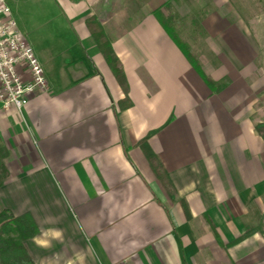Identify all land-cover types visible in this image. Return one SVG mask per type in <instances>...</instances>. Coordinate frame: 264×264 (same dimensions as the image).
Wrapping results in <instances>:
<instances>
[{
    "label": "crops",
    "instance_id": "obj_1",
    "mask_svg": "<svg viewBox=\"0 0 264 264\" xmlns=\"http://www.w3.org/2000/svg\"><path fill=\"white\" fill-rule=\"evenodd\" d=\"M122 1H8L46 88L0 108V205L34 264H264V0Z\"/></svg>",
    "mask_w": 264,
    "mask_h": 264
},
{
    "label": "trees",
    "instance_id": "obj_2",
    "mask_svg": "<svg viewBox=\"0 0 264 264\" xmlns=\"http://www.w3.org/2000/svg\"><path fill=\"white\" fill-rule=\"evenodd\" d=\"M154 16L168 33V35L172 38V40L176 43V45L182 51V53L184 54L188 62L192 65V67L196 70V72L209 86H212V81L204 75L196 56L170 27V20L165 17L159 9L154 11ZM89 23L91 24L92 21H90ZM92 34L97 42L99 51L104 57L119 86L123 90H125L126 86L123 73L121 71L117 58L111 51L107 39H105L100 29L93 31ZM255 128L257 132L264 138V123L257 124ZM6 156L7 151L0 142V184L7 177V169L4 163V158ZM147 156L152 160L151 165L155 175L168 189L169 183L164 176L162 167L158 162L154 160L151 154H148ZM253 230L254 229L246 231L243 236L236 239L233 243L251 234ZM36 232L37 228L29 214L25 213L15 216L8 209L3 208L0 205V264H34L31 256L29 255L27 249L23 244V241L27 238L32 237Z\"/></svg>",
    "mask_w": 264,
    "mask_h": 264
},
{
    "label": "built area",
    "instance_id": "obj_3",
    "mask_svg": "<svg viewBox=\"0 0 264 264\" xmlns=\"http://www.w3.org/2000/svg\"><path fill=\"white\" fill-rule=\"evenodd\" d=\"M0 0V108L20 110L27 95L46 88L42 67Z\"/></svg>",
    "mask_w": 264,
    "mask_h": 264
},
{
    "label": "rangeland",
    "instance_id": "obj_4",
    "mask_svg": "<svg viewBox=\"0 0 264 264\" xmlns=\"http://www.w3.org/2000/svg\"><path fill=\"white\" fill-rule=\"evenodd\" d=\"M121 2H123L122 0H121ZM138 3V2H137ZM42 9H44V10H42L40 13H39V15H40V19L42 20V19H45L46 17H49V15L50 14H48L47 13V8H42ZM39 19V20H40ZM172 19H174V17H172ZM170 20V19H169ZM45 22L47 23V25H43L44 23H41V24H39L38 26H40V27H44L43 28V30H42V33L41 34H43V35H47V29H48V26H50L51 25V22L49 21V20H46L45 19ZM170 23H172L173 21L172 20H170L169 21ZM170 25V27H172L173 28V26L171 25V24H169ZM174 29V28H173ZM175 32V31H174ZM176 34H177V32H175ZM38 35H39V33H38ZM178 35V34H177ZM44 38H46V37H44ZM264 218L262 219V221H260L259 222V226H261V228H263L264 227Z\"/></svg>",
    "mask_w": 264,
    "mask_h": 264
}]
</instances>
